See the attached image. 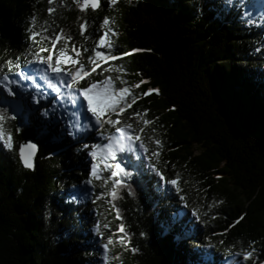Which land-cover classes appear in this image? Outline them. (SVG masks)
Segmentation results:
<instances>
[{"label": "trees", "instance_id": "obj_1", "mask_svg": "<svg viewBox=\"0 0 264 264\" xmlns=\"http://www.w3.org/2000/svg\"><path fill=\"white\" fill-rule=\"evenodd\" d=\"M49 7L48 0H0V75L30 66L34 50L51 48L45 35L60 28L91 67L88 57L105 51L99 37L114 27L113 54L140 51L101 62L79 86L115 78L122 66L129 85L146 81L133 88L137 97L157 89L133 108L154 121L144 143L151 152L162 141L161 155L150 162L140 149L118 154L113 162L133 174L117 176L123 186L113 199L110 172L101 182L92 177L84 146L105 145L115 128L96 131L83 113L86 126L72 115L59 121L32 112L15 89L1 97L0 112L16 119L6 125L14 150L0 146V264H236L253 242V258L242 264H264V0H101L83 13L73 0H58L53 16ZM132 111L122 118L139 131L140 121L127 119ZM30 140L39 146L34 170L19 158ZM153 166L178 187L159 183Z\"/></svg>", "mask_w": 264, "mask_h": 264}, {"label": "snow or ice", "instance_id": "obj_2", "mask_svg": "<svg viewBox=\"0 0 264 264\" xmlns=\"http://www.w3.org/2000/svg\"><path fill=\"white\" fill-rule=\"evenodd\" d=\"M57 2L58 0H48V4L50 5L48 8L49 16H53L57 12V8L52 7V5H55ZM73 3L78 6V11L83 13L88 10H97L100 7L101 0H73ZM111 3L116 4L117 0H111ZM30 23L33 25L35 24V17H33V20L30 21ZM110 23V20L107 18L103 20L104 25H110ZM87 28V21H84V23L80 25L81 35L86 33ZM43 31H49L47 25L44 26ZM37 35V33L30 34L29 39L35 40ZM118 36L119 33L114 27L111 28L110 31H105L103 35L99 37L97 43V48L105 49V51L95 50L94 56H89L87 60V64L91 67H86L81 60L85 49L77 46L73 42V38L67 36L63 28H60L58 32L53 31L51 35H45L44 37L45 41L51 44V48L40 47L38 50H34L31 53V56L35 59L29 61L31 64L44 66L43 69H38V71L42 72L44 79L48 78L49 73L55 76L65 77V79L61 80V83L66 85L69 90L68 100L71 101V104L74 107L78 106V111L80 113H83L84 115L91 114V117L94 118L92 128L100 126L98 129L100 131H102L104 125H110L115 128L118 135H109L107 137L108 143L106 145L97 143L91 145L85 144L84 146L90 150V156L93 161L91 164V176L100 179L98 169L101 171L108 170L110 172V175L115 182V186L110 192V196L113 199L117 197V188L123 186V180H117V176L122 173L124 177H131L133 173L128 171L126 167H122L120 163L113 166L108 161L117 159L118 154H131L137 152V149L142 150L145 154H149L150 150L144 143L146 138L145 129L148 125L153 124L154 121L147 119V111H136L133 106L138 104L139 99L150 96L153 93L159 94L157 89H148L147 91L140 93L139 97H137L133 93V88H141V85L146 83V81L141 80L135 85H129L128 81L123 79V75H127V73L122 66L116 69L121 75L115 78L108 76L102 81L86 84L83 87L79 86L82 80L91 76L93 73H97V68L101 67V62L109 64L117 60H123L125 56L134 55L137 51H140L133 50L132 52L123 54H113L115 41L114 39H110V37L118 38ZM62 42L64 46L58 48L57 45H60ZM68 45L71 47L69 48ZM44 53L48 54L45 56ZM112 70L111 67L104 69L106 72H111ZM7 71L12 72V68H9ZM14 74L21 79L27 78L28 75L24 73L23 70ZM3 79L9 84L12 83L8 75H4ZM117 80L119 81V86L116 84ZM2 87L3 86H0V88ZM49 87L59 93V88L55 85L49 84ZM7 93L8 95H16L13 88H7ZM36 103H39V100H37ZM128 109H133L132 114L127 118L128 121L139 120L143 125L139 131H137L133 123L125 122L122 118L123 114ZM46 114L47 113H42V115ZM15 119L16 116L14 115L8 116L5 113L0 112V146L10 152L15 148L14 136L6 130V125L9 120ZM117 125L122 126L117 127ZM147 139H153V137L147 136ZM153 142L155 143L157 150L150 152V162L151 157L159 158L161 155L159 149L162 147V141L154 140ZM36 148L37 145L34 143H27L19 148V158L23 166L27 169L34 170L33 156ZM101 161L103 162L102 164L100 163ZM113 167H115L116 171H111ZM151 171L156 173L159 178V183H170L171 185L178 187V179H169L155 166H153ZM88 183H91V181H88ZM181 199L183 200L184 197L181 196ZM117 219H121V217L117 216ZM243 219L244 217L242 216L235 223L238 224ZM118 231L124 233L125 230L123 225L120 226ZM117 242L123 244L124 240L121 238ZM113 243L114 241L112 239L107 241L104 245L105 252L108 251V246ZM253 253L254 242L249 245L248 251L241 250L236 254L238 257L236 264H242L243 261L251 260L253 258Z\"/></svg>", "mask_w": 264, "mask_h": 264}, {"label": "rangeland", "instance_id": "obj_3", "mask_svg": "<svg viewBox=\"0 0 264 264\" xmlns=\"http://www.w3.org/2000/svg\"><path fill=\"white\" fill-rule=\"evenodd\" d=\"M43 67H44L43 65L31 64L29 67L23 70L24 73L28 74L27 78L21 79L19 76H16L15 78H10L12 81L11 84H9L7 81L3 79V75H0V86H3L2 88H0V98L8 97L7 88H13L16 91H18L19 98L25 99V102H27L28 100L31 101L28 103H29V106H31L30 110L32 112H37L39 114L47 113L46 114L47 116L50 113L57 114L56 115L57 119L61 121V118L63 117L62 113H65L66 115H71L69 114L70 113L69 110L70 108H72V116L76 117L79 120L80 125L86 126V123L84 122L81 113L78 111V106L74 107L71 104V101L68 100L69 90L67 89L66 85L61 83V80L65 79V77L55 76L49 73L48 78L44 79L42 72L38 71V69H43ZM1 69L2 68H0V71ZM34 77L36 78V82L40 81L41 86L44 84L48 87V89L42 90L41 86L35 82ZM91 77L92 76L87 77L86 79L82 80L80 82V86L81 84H83V82L85 84V82L92 80V79H89ZM25 81H27L29 85L25 84ZM22 82H24V85ZM49 84L55 85L57 88H59V93H57L51 87H49ZM37 100H39V103H36ZM58 103L59 105H57ZM87 115L90 117V120L94 123V118L91 117V114L89 113ZM39 125L42 126V123H39ZM121 126L118 125L117 127H121ZM99 128L100 126H97L96 131H99L98 130ZM117 135L118 133L115 130L112 136H117ZM113 161L114 160H109L108 162L112 164L113 166L119 163V162H113ZM100 163L102 164L103 162L101 161ZM89 171L91 173V165L89 166ZM98 172L100 174V179H97V178L96 179L97 181L101 182V180L105 179V175L108 173V170L101 171L100 169H98ZM113 235H115V233L110 232V238ZM117 240H118V237L115 239V243L117 242ZM228 264H233V263L231 262V260H229Z\"/></svg>", "mask_w": 264, "mask_h": 264}, {"label": "water", "instance_id": "obj_4", "mask_svg": "<svg viewBox=\"0 0 264 264\" xmlns=\"http://www.w3.org/2000/svg\"><path fill=\"white\" fill-rule=\"evenodd\" d=\"M27 143H34V144L37 145V148H36L35 154H34V156H33V165H34V164H35V158L37 157V153H38V150H39V146H38V144H37L35 141H33V140H30V141L24 143L23 145H25V144H27ZM21 146H22V145H21ZM22 166H23V164H22ZM23 167H24V166H23ZM24 168H25V167H24ZM25 169H27V168H25ZM29 170H31V169H29Z\"/></svg>", "mask_w": 264, "mask_h": 264}, {"label": "bare ground", "instance_id": "obj_5", "mask_svg": "<svg viewBox=\"0 0 264 264\" xmlns=\"http://www.w3.org/2000/svg\"><path fill=\"white\" fill-rule=\"evenodd\" d=\"M40 86H41V84H40ZM42 86H43V87H42ZM42 86H41V89H42V90H46V89H48V87H47L46 85L43 84ZM31 96H32V94H31ZM28 101H29V100H28ZM29 102H31V101H29ZM135 165H136V164H135Z\"/></svg>", "mask_w": 264, "mask_h": 264}]
</instances>
